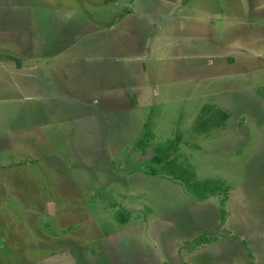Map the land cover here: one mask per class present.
I'll return each instance as SVG.
<instances>
[{
  "label": "rangeland",
  "instance_id": "1",
  "mask_svg": "<svg viewBox=\"0 0 264 264\" xmlns=\"http://www.w3.org/2000/svg\"><path fill=\"white\" fill-rule=\"evenodd\" d=\"M261 1L0 0V124L32 176L0 264H264V58L238 51L264 48Z\"/></svg>",
  "mask_w": 264,
  "mask_h": 264
},
{
  "label": "crops",
  "instance_id": "2",
  "mask_svg": "<svg viewBox=\"0 0 264 264\" xmlns=\"http://www.w3.org/2000/svg\"><path fill=\"white\" fill-rule=\"evenodd\" d=\"M257 10H256V17H257V20L255 21L254 25H251L250 23L247 24V27L246 29L249 31L248 34L250 35L251 34V31H257V36H255L254 40L259 43L263 42L264 41V0H262L261 2H257ZM203 12H206V7L202 9ZM217 17L213 16L212 14V10L209 9V14H206L205 16H200L198 17V21H197V25L195 26L197 29L198 28H203L204 25H208L210 26V28H212L213 30H215V25L212 24L210 21L216 19ZM250 42H248L247 45H243L242 46V49L238 50L240 51V53L244 56H250L252 55V52L255 53V56H260L258 57L260 60H263L264 57H261V55L264 56V48H250ZM231 52L227 50L226 54L223 56V58H225L226 60L228 61H233L234 62V58L229 55ZM259 65H264V62H262V64H259ZM264 75V74H263ZM260 76V74H259ZM250 77V75H249ZM264 77V76H263ZM254 82V81H253ZM10 83V82H9ZM33 132H36L38 133L39 132V135L37 136V139L34 138L33 139H29L30 143H34V146L37 144V148L36 149H41L44 145L47 146L48 142L52 145V143L50 141H48V135L45 133L44 129L41 127L40 129H36L34 130V128L32 129ZM36 133V134H37ZM25 134V130L22 131V133L19 135V140L18 142L19 143V146L21 145H25L26 142L24 138H26V134ZM35 136V134H34ZM11 137V132H10V127L8 125H5V124H0V154H2L0 156V207H8V206H11V201H10V196L12 194V191L11 189L14 187V182H12V179L11 177L13 176V178L15 179V181L17 182L16 180V175H17V178H18V185H19V189H24L25 187V184L29 181H31L32 179V176L30 175V173H27L24 175V170H28L29 168L28 167H31L30 165H25L23 166L22 168H20V166L22 165V163H12L11 162V157L9 158L8 155L10 154L11 156V145L9 143V139ZM45 143V144H44ZM9 149L10 151H6L5 149ZM21 149V148H20ZM50 150L47 148L46 152ZM5 151V152H4ZM15 151V150H13ZM39 152L41 153V151L39 150ZM5 153V154H4ZM17 155V154H16ZM20 156H23V157H28V154L26 155V153H23L22 152L20 154H18ZM29 158V157H28ZM28 158H25V162H31V163H35L34 161H38V160H41L38 159V160H32V159H28ZM45 158H48L47 156ZM23 161V160H22ZM41 165V161L39 163ZM12 168L14 170H17L16 173H13L10 172L12 171ZM20 170H23V171H20ZM33 193H30L29 197L33 196L32 195ZM25 199L27 200H24L25 202H28L30 198H28L27 196H25ZM0 227L3 228V226L1 225L0 223Z\"/></svg>",
  "mask_w": 264,
  "mask_h": 264
},
{
  "label": "trees",
  "instance_id": "3",
  "mask_svg": "<svg viewBox=\"0 0 264 264\" xmlns=\"http://www.w3.org/2000/svg\"><path fill=\"white\" fill-rule=\"evenodd\" d=\"M225 116V115H223ZM222 120L221 121H225L226 118L225 117H222L221 118ZM206 124V120H201L200 121V125H205ZM147 125V124H145ZM221 124H219L217 127H220ZM143 137H141L135 144L136 147L138 146L140 149L143 150V146H144V143H143ZM137 147V148H138ZM156 159V157H155ZM163 158H158L159 162L160 160H162ZM173 161V160H172ZM179 171L181 173H187V176L184 177L182 176V174H179L178 172H171V174H165L168 176V178H170L171 180H174V181H183L184 182V185L185 187L192 193L194 194L195 196L198 197V199H204L206 196V193L210 192L212 189H214V187H216V183L214 181H207V182H204V183H200V184H195L194 182L193 183H190L191 180L193 179V175L192 173H190L187 169H183V167H179ZM126 219L121 218L120 221L124 222Z\"/></svg>",
  "mask_w": 264,
  "mask_h": 264
}]
</instances>
